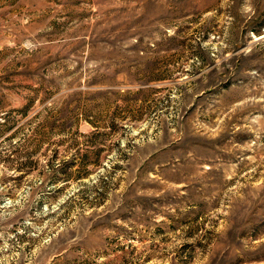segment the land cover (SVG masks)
<instances>
[{
	"label": "rangeland",
	"instance_id": "1",
	"mask_svg": "<svg viewBox=\"0 0 264 264\" xmlns=\"http://www.w3.org/2000/svg\"><path fill=\"white\" fill-rule=\"evenodd\" d=\"M0 264H264V0H0Z\"/></svg>",
	"mask_w": 264,
	"mask_h": 264
}]
</instances>
